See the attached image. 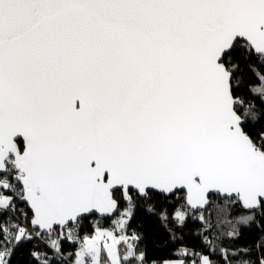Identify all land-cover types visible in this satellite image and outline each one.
<instances>
[{
    "label": "snow or ice",
    "instance_id": "snow-or-ice-1",
    "mask_svg": "<svg viewBox=\"0 0 264 264\" xmlns=\"http://www.w3.org/2000/svg\"><path fill=\"white\" fill-rule=\"evenodd\" d=\"M0 264H264V0H0Z\"/></svg>",
    "mask_w": 264,
    "mask_h": 264
},
{
    "label": "trees",
    "instance_id": "trees-1",
    "mask_svg": "<svg viewBox=\"0 0 264 264\" xmlns=\"http://www.w3.org/2000/svg\"><path fill=\"white\" fill-rule=\"evenodd\" d=\"M252 238H253V237H251V236H250V237H248V239H249V240H251Z\"/></svg>",
    "mask_w": 264,
    "mask_h": 264
}]
</instances>
